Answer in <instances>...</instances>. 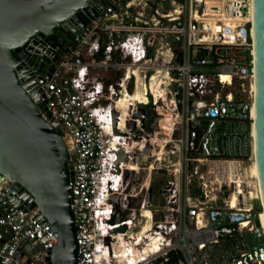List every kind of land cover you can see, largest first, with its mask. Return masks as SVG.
<instances>
[{
    "label": "built area",
    "instance_id": "2783aa9c",
    "mask_svg": "<svg viewBox=\"0 0 264 264\" xmlns=\"http://www.w3.org/2000/svg\"><path fill=\"white\" fill-rule=\"evenodd\" d=\"M97 1L30 90L68 152L76 264H216L225 238L223 264H264L249 0ZM2 189L0 264H46L55 234Z\"/></svg>",
    "mask_w": 264,
    "mask_h": 264
},
{
    "label": "water",
    "instance_id": "95a60500",
    "mask_svg": "<svg viewBox=\"0 0 264 264\" xmlns=\"http://www.w3.org/2000/svg\"><path fill=\"white\" fill-rule=\"evenodd\" d=\"M103 6L97 0H0L1 192L23 213L35 211L55 234L46 264H76L72 170L61 131L49 119L43 95L37 96L40 89L30 90L50 78L52 65L85 25L79 9L93 18ZM252 16L254 162L264 214V0H252Z\"/></svg>",
    "mask_w": 264,
    "mask_h": 264
},
{
    "label": "rangeland",
    "instance_id": "374dc122",
    "mask_svg": "<svg viewBox=\"0 0 264 264\" xmlns=\"http://www.w3.org/2000/svg\"><path fill=\"white\" fill-rule=\"evenodd\" d=\"M139 177L142 179L143 174L140 173ZM257 204L259 206V202L254 201L253 205ZM261 211V209H260ZM259 211V212H260ZM259 222L261 225L262 230L264 231V214L263 212H260L259 216ZM181 229H183V226L185 229L190 230L193 228V220H189L186 217L181 220ZM224 240H220L215 246L209 249V253L212 257V260L216 264H223L226 262L227 257L231 254L230 249L232 248L231 243H228L227 245L224 244Z\"/></svg>",
    "mask_w": 264,
    "mask_h": 264
},
{
    "label": "bare ground",
    "instance_id": "6f19581e",
    "mask_svg": "<svg viewBox=\"0 0 264 264\" xmlns=\"http://www.w3.org/2000/svg\"><path fill=\"white\" fill-rule=\"evenodd\" d=\"M249 5H250V8H249V19H250V22H251V27H252V0H249ZM251 36L253 37V29L251 28ZM252 57L254 58V50H252ZM252 90L254 91V93H255V86H254V83L252 84ZM133 98L134 99H137L138 98V96H136L135 94H133ZM119 106H121V107H125V106H129L126 102H125V98H121L120 99V101H119ZM251 115H252V118H254V108H252V111H251ZM252 135L254 136V134H253V131H252ZM161 144H162V142H160L159 143V145H157V150H156V152L158 151V148H160L159 149V153H157V155L158 154H161V149H162V146H161ZM251 174H252V176H254L256 179H257V181H258V174H257V167H256V165H255V162H253V164H252V166H251ZM258 183H259V181H258ZM257 189V198L260 200L261 199V195H260V188H259V185H258V188H256ZM260 212H262V211H260ZM260 212L258 213V221H259V216H260ZM259 224H260V222H259ZM261 226V225H260ZM263 233H264V231H263Z\"/></svg>",
    "mask_w": 264,
    "mask_h": 264
},
{
    "label": "trees",
    "instance_id": "16d2710c",
    "mask_svg": "<svg viewBox=\"0 0 264 264\" xmlns=\"http://www.w3.org/2000/svg\"><path fill=\"white\" fill-rule=\"evenodd\" d=\"M135 95L138 96V92H135ZM255 209H256V211H260V207L257 204H255ZM255 224L257 225V221H255ZM224 242H225L224 244L227 245L228 243L232 242V239L225 238Z\"/></svg>",
    "mask_w": 264,
    "mask_h": 264
},
{
    "label": "crops",
    "instance_id": "0c3cea01",
    "mask_svg": "<svg viewBox=\"0 0 264 264\" xmlns=\"http://www.w3.org/2000/svg\"><path fill=\"white\" fill-rule=\"evenodd\" d=\"M195 188L191 186V189H188V193H190L191 196H196L198 195L197 190H194ZM157 199V198H156ZM232 243V242H231Z\"/></svg>",
    "mask_w": 264,
    "mask_h": 264
},
{
    "label": "flooded vegetation",
    "instance_id": "af4514ba",
    "mask_svg": "<svg viewBox=\"0 0 264 264\" xmlns=\"http://www.w3.org/2000/svg\"><path fill=\"white\" fill-rule=\"evenodd\" d=\"M55 42V41H54Z\"/></svg>",
    "mask_w": 264,
    "mask_h": 264
}]
</instances>
